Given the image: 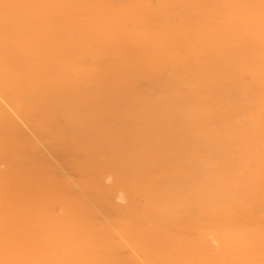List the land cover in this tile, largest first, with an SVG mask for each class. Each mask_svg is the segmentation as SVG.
I'll return each mask as SVG.
<instances>
[{
	"label": "bare ground",
	"instance_id": "1",
	"mask_svg": "<svg viewBox=\"0 0 264 264\" xmlns=\"http://www.w3.org/2000/svg\"><path fill=\"white\" fill-rule=\"evenodd\" d=\"M0 264H264V0H0Z\"/></svg>",
	"mask_w": 264,
	"mask_h": 264
}]
</instances>
